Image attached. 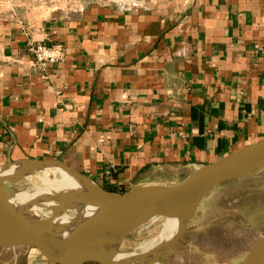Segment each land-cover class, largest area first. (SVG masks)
<instances>
[{
  "label": "crops",
  "instance_id": "crops-1",
  "mask_svg": "<svg viewBox=\"0 0 264 264\" xmlns=\"http://www.w3.org/2000/svg\"><path fill=\"white\" fill-rule=\"evenodd\" d=\"M73 2L0 10V165L60 160L124 191L264 138V0ZM32 41L63 58L41 67Z\"/></svg>",
  "mask_w": 264,
  "mask_h": 264
},
{
  "label": "water",
  "instance_id": "water-1",
  "mask_svg": "<svg viewBox=\"0 0 264 264\" xmlns=\"http://www.w3.org/2000/svg\"><path fill=\"white\" fill-rule=\"evenodd\" d=\"M45 161L87 176L60 160L30 161L32 167L26 171ZM262 167L264 138L211 163L201 165L190 176L176 184L140 182L127 190L114 191L88 176L99 186L102 194L96 197L82 195L77 196L78 199L68 198L64 203L59 201L57 193L52 194L51 197L55 196L57 202L56 210H52L51 216L42 218L43 222L38 226L27 224L22 212L26 205H36L38 198L28 200L30 203L26 202L24 206L15 204L12 201L14 195L10 191L11 187L7 183L10 176L0 172V246L24 247L41 254L54 264H115V257L119 252H123L120 249L122 242L134 228L154 217H170L184 211H191L190 219L202 199L216 186L253 174ZM75 202H85V208L78 211L74 219L54 224L57 215L60 216L68 207H75ZM189 219L175 239L155 255V260L179 239L187 228ZM49 223L51 225H48ZM96 233L99 239L95 244L91 238ZM150 252L151 250L146 253ZM262 254L264 237L254 242L237 264H261ZM142 255H135L134 258Z\"/></svg>",
  "mask_w": 264,
  "mask_h": 264
},
{
  "label": "rangeland",
  "instance_id": "rangeland-1",
  "mask_svg": "<svg viewBox=\"0 0 264 264\" xmlns=\"http://www.w3.org/2000/svg\"><path fill=\"white\" fill-rule=\"evenodd\" d=\"M18 1L0 0V10L10 9L13 4L10 12H14L13 9L18 7ZM36 1L60 6L73 2V0ZM17 12L21 11L17 10ZM13 163L16 162L0 165V172L10 176L7 183L13 195L17 192H37L40 196L44 192L52 191L53 194L58 192L55 188L61 184L62 174L56 168L38 165L15 176L19 173V168L18 165L11 167ZM4 168L7 169L3 171ZM48 203L42 206L37 204V208L32 212L41 218L51 216L57 202L53 199ZM77 215L78 208L72 206L62 211L57 218L67 217L71 220ZM167 219L166 216L154 217L134 228L122 242L120 249L123 252H119L118 255L127 256L126 259L129 257L127 264H136L135 255L145 254L161 242V238L167 233L165 229ZM263 237L264 167L253 174L223 182L212 189L194 211L179 239L154 262H157L156 264H237L248 253L251 245ZM28 250L24 247L0 246V264H28Z\"/></svg>",
  "mask_w": 264,
  "mask_h": 264
},
{
  "label": "bare ground",
  "instance_id": "bare-ground-1",
  "mask_svg": "<svg viewBox=\"0 0 264 264\" xmlns=\"http://www.w3.org/2000/svg\"><path fill=\"white\" fill-rule=\"evenodd\" d=\"M15 165H18V168H19L18 174H20L21 172L30 169V167H32V162L21 161L20 163H13L11 167ZM40 165L46 168H56L62 174V182L58 187L55 188L58 191L57 197L60 198L59 200L61 201V203H64L65 201H67L68 198L78 199L77 196L88 195V196L96 197L102 194V190L99 188V186L95 182H93L88 176H83L73 171L70 168H67L65 166H62V165H59L53 162L45 161V162L40 163ZM6 169L7 168H4L3 171H5ZM18 174H15V175H18ZM52 194H53L52 191L44 192L40 196L37 192H30V193L17 192L14 195V197H12V201H14L15 204L24 206L26 202H29L28 200H31V199L33 200L34 198H38L37 204L39 206H42L45 204L48 205L49 204L48 202L55 199V196L51 197ZM36 205L35 204L34 205L30 204L28 206L26 205V207L22 209V212L24 213V221L29 225L38 226L43 222V219L41 217H39L37 214H34L32 212L33 209L37 208ZM84 205H85V202H82V203L75 202L74 203V206L78 208L79 212L83 210ZM56 206L52 210H56ZM190 214H191V211H184V212L172 215L170 217H167L168 219L166 220V223H165V229L167 233L163 235V237L161 238V242H159L156 246H154L151 249L150 253H146L145 255L136 257V264H154L155 263L154 261H156L155 255L159 251L164 249L170 242H172L175 239L176 235L183 229L184 225L189 219ZM66 221H69L67 217L66 218L64 217L62 219L56 218L55 222L53 223L57 224L59 222H66ZM48 225H51V223H49ZM98 239H99V236L97 235V233L91 238V240L95 244H96V241H98ZM126 257L127 256L124 257L122 255H117L114 259L115 264H127L129 257L127 259ZM260 262L261 264H264V254H262L260 258Z\"/></svg>",
  "mask_w": 264,
  "mask_h": 264
},
{
  "label": "built area",
  "instance_id": "built-area-1",
  "mask_svg": "<svg viewBox=\"0 0 264 264\" xmlns=\"http://www.w3.org/2000/svg\"><path fill=\"white\" fill-rule=\"evenodd\" d=\"M29 49L37 64L43 68L57 63L63 58L65 45L62 43H47L45 41L30 42Z\"/></svg>",
  "mask_w": 264,
  "mask_h": 264
},
{
  "label": "trees",
  "instance_id": "trees-1",
  "mask_svg": "<svg viewBox=\"0 0 264 264\" xmlns=\"http://www.w3.org/2000/svg\"><path fill=\"white\" fill-rule=\"evenodd\" d=\"M111 190V189H110Z\"/></svg>",
  "mask_w": 264,
  "mask_h": 264
}]
</instances>
